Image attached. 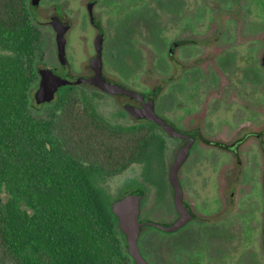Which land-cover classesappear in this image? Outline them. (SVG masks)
Segmentation results:
<instances>
[{"label":"flooded vegetation","instance_id":"af4514ba","mask_svg":"<svg viewBox=\"0 0 264 264\" xmlns=\"http://www.w3.org/2000/svg\"><path fill=\"white\" fill-rule=\"evenodd\" d=\"M28 3L42 32L37 72H69L107 121L159 142L156 167L102 180L111 208L141 191L146 262L264 264V0ZM132 170L110 192L106 181ZM115 216L119 264H138Z\"/></svg>","mask_w":264,"mask_h":264},{"label":"trees","instance_id":"16d2710c","mask_svg":"<svg viewBox=\"0 0 264 264\" xmlns=\"http://www.w3.org/2000/svg\"><path fill=\"white\" fill-rule=\"evenodd\" d=\"M41 37L28 0H0V264H119L102 180L153 164L159 142L107 121L70 84L34 116Z\"/></svg>","mask_w":264,"mask_h":264},{"label":"water","instance_id":"95a60500","mask_svg":"<svg viewBox=\"0 0 264 264\" xmlns=\"http://www.w3.org/2000/svg\"><path fill=\"white\" fill-rule=\"evenodd\" d=\"M56 22L58 28L62 31L64 29L63 24L60 22V20H57ZM40 73L42 77L36 90V97L40 102L54 101L58 87L68 84L71 78L69 72L63 71ZM101 82L105 87H110L111 89L113 88L111 83H107V81L105 82L104 79L101 80ZM143 111H145V116H148L151 119H155L157 122L160 121L159 117L152 111V106H147ZM175 172L176 171L173 168L171 171V179L174 182L177 181L175 178ZM140 199L141 191L128 193L123 198L113 202L112 210L117 216H119L120 228L126 233L129 248L138 264H148L143 258L138 246L140 226L146 223H150L148 221L138 220Z\"/></svg>","mask_w":264,"mask_h":264},{"label":"rangeland","instance_id":"374dc122","mask_svg":"<svg viewBox=\"0 0 264 264\" xmlns=\"http://www.w3.org/2000/svg\"><path fill=\"white\" fill-rule=\"evenodd\" d=\"M37 88H38V86H37ZM37 88L32 93L33 106L31 108V113L34 116L42 117L43 115H45V109L47 107V104H44L43 102L38 101V99L36 97V90H37ZM157 159H158L157 157H153V162H154L153 165L155 167H156V164H157ZM134 172L137 173V168H136V170H134ZM151 173H152V176H154L155 178L157 177V170L152 171ZM131 174H133V170L131 171V173L127 172L125 174V176H122L120 178L108 179L106 182L108 183L110 192H115L116 187H118L122 182H124V180H127L128 179V175H131ZM151 233H155V232L153 231Z\"/></svg>","mask_w":264,"mask_h":264}]
</instances>
